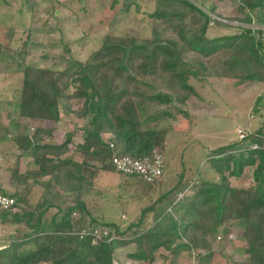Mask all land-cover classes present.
I'll use <instances>...</instances> for the list:
<instances>
[{
  "label": "trees",
  "instance_id": "16d2710c",
  "mask_svg": "<svg viewBox=\"0 0 264 264\" xmlns=\"http://www.w3.org/2000/svg\"><path fill=\"white\" fill-rule=\"evenodd\" d=\"M36 1L31 0V5L35 6ZM163 1H177L190 14L146 13L150 20L149 38L106 35L99 49L85 62L67 61L62 71L24 61L18 63L22 73L18 121L14 125L16 133L11 137L23 152L30 150L33 156L30 171L23 174L19 173L21 155L11 152L4 157L6 161L2 165L10 161L9 180L14 185L10 197L15 200V206L11 211H0V225L13 226L15 235H20L8 236L3 241L6 246L0 249V264H115L118 258L115 254L120 253V248L144 239L148 240V256L131 255L132 264H150L159 248L176 254L199 249L203 252L201 261L209 264L223 243L216 238L227 239L230 221L241 224L240 235L248 245L251 264H264V134L261 130L239 140L235 146L211 152L205 163L216 179L201 178L196 185H190L188 198L177 185L144 208L137 222L125 228L120 229L105 218L96 219L86 206L84 197L93 193L101 195L104 188L99 184L108 185V180L116 176L135 180V189L143 193L152 188L155 182L117 172L112 159L151 160L155 150L162 154L165 132L152 125L161 114L167 113L155 107L183 103L186 96L179 98L176 83L189 96L197 95L187 83L189 79L264 83L262 32L233 27L212 18L209 13L215 11V6L208 7L212 0H199L200 8L188 0ZM239 1L241 8L249 11L264 10V0ZM134 6L137 11L139 7ZM128 9L129 6L125 11ZM243 23L251 24V17L247 15ZM209 28L235 29V33L209 37ZM168 31L175 40L168 38ZM27 43L30 49V37L24 47ZM156 83L163 89L154 91ZM73 99L83 101L77 112L80 142L74 147L75 153L81 155L79 161L68 156L73 133L65 134L60 144L43 143V138L26 135L21 121L58 122V107L62 105L69 111L66 103ZM259 102L261 99L256 104ZM105 134L109 135L108 140L104 139ZM42 135L48 136L50 131L44 130ZM4 139L0 137V141ZM254 145L257 149H252ZM247 168L251 187H231L228 178H240ZM34 186L42 192L37 203L30 207L26 199ZM168 196L171 199L166 202ZM49 211L54 214L44 223ZM149 216L152 224L145 225ZM86 226L105 230L107 236L95 243L91 237L80 239L78 232ZM18 227L22 230L18 231ZM119 264L125 263L120 260Z\"/></svg>",
  "mask_w": 264,
  "mask_h": 264
},
{
  "label": "rangeland",
  "instance_id": "374dc122",
  "mask_svg": "<svg viewBox=\"0 0 264 264\" xmlns=\"http://www.w3.org/2000/svg\"><path fill=\"white\" fill-rule=\"evenodd\" d=\"M36 2L37 4L33 6L31 0H0V137L5 138L0 141V170L8 173L4 174L9 178L10 161L6 166L2 165L8 153L21 155L19 161L21 174L30 171L33 156L30 150L23 152L13 143L11 137L16 133L17 129L14 125L18 121L17 100L22 75L19 62L34 63L39 67L62 71L67 61L85 62L90 54L99 49L106 35L149 38L150 20L144 15L146 13L156 11L164 14L179 13L182 16L190 14L189 9L179 5L177 1L173 3L163 0H38ZM189 2L200 8L199 1ZM211 2L208 3V7L215 6V11L209 13L212 18L226 25L258 30L264 34V10L249 11L241 8L239 0ZM134 5L139 7L137 11ZM128 6L130 9L125 11ZM207 11L209 12V9ZM247 15L251 17V24L243 23ZM234 30L209 28L208 35L209 37L233 35ZM167 34L169 39L175 40L171 32L168 31ZM29 37L32 41L30 49L28 43L24 47ZM261 42L264 53V35L261 37ZM187 83L194 88L197 95L189 96L176 83L175 91L179 98L186 96L183 103L173 102L169 106L155 107V110L167 113V115L161 114L152 125L165 132L162 154L158 153L161 155L163 165L159 179L146 193L141 189H135L133 179L116 176L108 180L111 184H108L109 186L102 182L101 185L99 184L104 188L101 195L93 193L84 197L87 208L91 209L90 212L96 219L99 217L108 219L122 229L131 222H137L144 208H148L159 196L168 193L177 185L180 192L186 194L187 198L190 197V185H196L201 178L216 179L205 163L211 152L237 145L240 140L239 133L246 137L261 130L264 134V83L214 78L200 82L189 79ZM160 88L163 89L160 83H156L154 91H160ZM71 91L72 87L69 86L68 92ZM258 99H261V102L256 104ZM82 102V100H69L66 104L70 110L67 112L60 105L58 122L47 121L44 124L21 119L24 122L22 125L26 127V135L43 138V143L57 145L64 141L65 134L73 133L68 156L77 161L81 160V155L75 153L74 147L80 142L77 112L81 110ZM44 130L50 131V135L43 137ZM103 137L108 140L109 135L105 134ZM154 152L156 156V150ZM233 153L237 154L236 151ZM198 173L200 175L196 177ZM228 182L233 188H250V170L245 169L238 179L229 177ZM169 199L171 198H167L166 202ZM103 210H107V213H103ZM50 217L51 213L47 215V220ZM149 217L145 225L152 224V216ZM228 225L231 228L226 235L227 239L218 240L222 236L216 238L217 242L223 243L221 247H217L221 250L213 254L209 264H251L250 256L247 254L248 245L240 235L241 224L238 221H230ZM6 228L0 226V249L6 246L2 241L7 240L8 236L16 238L20 235H15L13 229ZM17 229L21 231L22 227ZM156 241L158 242V239ZM174 246L175 244L171 250ZM119 252L115 254L118 257L116 264H119L120 260L125 264L127 262L132 264L129 260L131 255L144 258L148 256V240L144 239L137 244L122 247ZM202 255L203 252L199 249H191L190 252L181 250L176 254L159 248L153 253L150 264H203Z\"/></svg>",
  "mask_w": 264,
  "mask_h": 264
},
{
  "label": "built area",
  "instance_id": "2783aa9c",
  "mask_svg": "<svg viewBox=\"0 0 264 264\" xmlns=\"http://www.w3.org/2000/svg\"><path fill=\"white\" fill-rule=\"evenodd\" d=\"M240 140L245 136L241 133L238 134ZM252 149H257V146H252ZM112 165L115 170L125 176H138L148 183H154L159 179L162 173V160L161 155L157 153L151 160H133L128 157L112 159ZM15 200L7 195L0 193V211L14 210ZM80 239L83 237H91L92 243L102 240L107 236V231H100L95 226H88L78 232Z\"/></svg>",
  "mask_w": 264,
  "mask_h": 264
},
{
  "label": "crops",
  "instance_id": "0c3cea01",
  "mask_svg": "<svg viewBox=\"0 0 264 264\" xmlns=\"http://www.w3.org/2000/svg\"><path fill=\"white\" fill-rule=\"evenodd\" d=\"M190 1V0H189ZM199 0H197V2H198ZM9 154V153H8ZM20 161V160H19ZM20 170H21V168H20ZM22 171V170H21ZM5 172H2L1 170H0V193L1 194H4V195H7V196H11V195H13V193H14V185H13V183H11L10 182V180H9V177L7 176L6 177V175L8 174V173H5ZM251 187V186H250ZM41 192H42V190L39 188V187H37V186H34L32 189H31V191H30V193H29V195H28V197H27V199H26V203H27V205L28 206H30V207H33L36 203H37V201H38V199H39V197H40V195H41ZM49 213H51V216L54 214H52V212L51 211H49L48 212V214ZM47 214V215H48ZM47 215H45V218H44V223H46L48 220H47ZM50 219V218H49ZM0 226H2V225H0ZM9 228V229H8ZM6 229H8V230H11V229H13V231H14V227L12 226V227H7ZM3 242V241H2ZM6 242V241H5ZM3 248V247H2ZM1 248V249H2ZM116 262V261H115ZM116 264V263H115Z\"/></svg>",
  "mask_w": 264,
  "mask_h": 264
}]
</instances>
